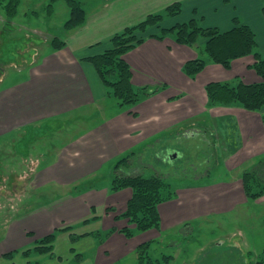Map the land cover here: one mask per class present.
I'll return each mask as SVG.
<instances>
[{
    "label": "crops",
    "instance_id": "1",
    "mask_svg": "<svg viewBox=\"0 0 264 264\" xmlns=\"http://www.w3.org/2000/svg\"><path fill=\"white\" fill-rule=\"evenodd\" d=\"M175 1L182 2L181 13L166 17L160 27L151 26L146 32L139 33L143 42L125 55L132 69L134 85L158 88L157 91L135 105L121 107L110 118L96 122L89 128L92 144L85 149L79 148L77 158L73 149L64 151L63 157H59V165L65 160V177H55L69 183L70 179L93 173L97 165L94 162L99 159L102 161L103 158L128 151L135 144L150 143L153 139L162 141L167 136L176 138L180 134V138L187 140L201 137L209 140L213 150L221 155L222 167L217 177L205 185L176 187L175 197L163 201L158 207L160 228L127 236L121 229L129 225V220L117 219L116 216L126 210L133 190L124 188L111 191L108 187L98 193L97 198L86 196L77 202L74 197L67 195L55 200L45 211H41L44 207H36L30 212L33 222L25 227L20 226L22 230H19V235L24 240H28V233H35L36 238L46 235L52 232L53 226L61 225V220L68 219V223H83L90 230L88 228L81 234L72 229L63 231L56 238L54 252L58 250L60 255L63 248L62 253L72 256L71 248L80 252L94 250L95 261H87L82 255L80 264H117L129 254L138 255V247L144 242L151 243L150 253L161 246V258L155 259H163L164 255L170 257L168 262L162 261V264H197L196 250H190V247L197 242L196 236L200 235V229L212 225L217 217L230 218L241 209L264 205V194L255 199L248 197L242 179L243 173L256 165V160L264 158L262 111L248 110L239 104L212 105L206 92V85L211 81L232 84L259 81L261 78L253 68L255 56L250 54L235 59L227 68L214 62L205 52V38H200L195 46H189L178 43L173 34L164 38L156 36L161 28H170L194 17H202L205 26L226 31L233 27L234 17H239L254 30L258 48L264 56V0H113L102 8L87 12L86 22L68 32L66 45L55 49L45 58V67L43 70L39 68L38 73L46 72L47 75H34L46 82V105L37 103V108L28 107L14 118H7L5 113L4 118H0V125L9 123L16 128L40 118L95 108L97 103L109 96L87 58L112 48L111 37L114 34L139 23L150 14L162 12ZM195 58L205 59L206 66L195 77H190L184 71V64ZM27 86L28 90L36 92L32 82L23 87ZM35 98V93H29L28 97L24 95L16 101L17 106H23V101H34ZM182 127H185L183 133L179 132ZM172 130L177 132H170ZM6 132V129L0 132V137H4ZM74 158L81 161L80 165L72 163ZM82 160L87 161L82 163ZM51 173L46 172V182L53 180ZM93 208H99L100 214L92 212ZM101 214L104 216L99 217ZM36 220L40 222L35 223ZM13 222L16 232L18 221L15 218L11 224ZM91 225L98 229L96 233L95 228L91 230ZM15 232L6 242L8 245L0 251V264H19L17 260L4 259V253L9 250L7 248L20 247L24 241L21 239L16 242ZM72 232L80 235L75 242L71 240ZM225 237L230 235H223L216 243L223 245ZM185 244H188L187 251ZM233 244L235 248L241 246L237 240Z\"/></svg>",
    "mask_w": 264,
    "mask_h": 264
},
{
    "label": "rangeland",
    "instance_id": "2",
    "mask_svg": "<svg viewBox=\"0 0 264 264\" xmlns=\"http://www.w3.org/2000/svg\"><path fill=\"white\" fill-rule=\"evenodd\" d=\"M79 1L87 12L91 13L92 10L102 8L113 0ZM50 3H53L52 13L48 12ZM69 17L70 7L67 0H22L14 18H8L0 5V118H4L5 113L7 118H14L28 107L37 108V103L46 105V82L42 78L38 80L34 75H47L46 72L39 74L38 70L39 68L43 70L45 58L55 51L52 40L59 37L65 41L68 36L70 30H67L64 24ZM31 82L37 93L28 90V86L23 87ZM29 93H35V100H25L24 105L18 107L16 101L24 95L28 97ZM120 109L117 99L108 97L97 103L95 108L40 118L16 128L9 123L5 126L1 124L6 128L0 125V132L7 130L4 137H0V251L8 245L6 242L15 232L14 222L11 224L15 218L18 225L14 240L17 242L23 239L19 235V230H22L20 226L25 227L33 222L30 212L34 207H44L41 211H45L55 200L67 195L74 197L77 202L86 196L97 198L98 193L110 188L116 176L138 172L151 176L158 173L175 188L186 184L205 185L217 177L222 167L221 155L213 150L209 140H204L203 137L187 140L180 138V134L176 138L164 137L162 141L153 139L151 145L147 142L135 144L128 151L103 158L102 161L99 159L94 162L97 165L93 173L70 179L69 183L57 179L55 176L62 179L65 177L67 169L65 160L59 165L61 163L59 157H63L64 151L70 152L73 149L76 154L79 148L85 149L90 146L92 143L89 128L102 119L110 118ZM184 130L185 127H182L179 132L183 133ZM171 139L173 142H170ZM173 147L176 148L173 151L178 152L177 156L171 151ZM74 156L77 158L79 154ZM125 157L130 158L121 161ZM75 158L73 164L81 163ZM255 162L257 164L260 160ZM48 171L52 172L53 178L49 177L53 180L46 182L45 175ZM92 212L100 214L101 210L93 208ZM9 216L15 218L7 224ZM102 216L104 215L101 214L99 217ZM262 218L264 205H252L241 209L230 218L217 217L212 225H205L200 229V235L196 236L197 242L190 247V250H196L197 264H254L262 259L264 257ZM45 220L48 221L47 216ZM39 222L40 220H36L35 223ZM68 222V219L61 220V225L51 228L57 234V238L63 232L61 231L63 226H70L72 231L78 234L89 228L83 223ZM94 228L95 225H91V230ZM96 230L98 229H94L95 233ZM227 233L230 237H225L224 244H217V240ZM27 238L28 240L23 239L20 247L16 245L17 247L7 248L8 252L13 253L12 259L17 260L19 264H57L56 261L58 264H80L82 259L77 258L80 255H85L87 261L88 259L95 261L92 249L80 252L76 248H71L72 256L62 253L63 248L60 255L58 250V253L49 255L38 254L34 248L36 234L30 233ZM234 240L240 241V248L234 247ZM29 248L31 250L28 255L22 254ZM185 250H188V244H185ZM161 253V246H157L150 254L154 258H161ZM117 264H138V255L129 254Z\"/></svg>",
    "mask_w": 264,
    "mask_h": 264
},
{
    "label": "trees",
    "instance_id": "3",
    "mask_svg": "<svg viewBox=\"0 0 264 264\" xmlns=\"http://www.w3.org/2000/svg\"><path fill=\"white\" fill-rule=\"evenodd\" d=\"M21 2L22 0H0V5H2L8 18H14L18 13ZM67 2L70 7V17L64 26L67 30H72L86 22L87 10L79 0H67ZM48 7V12L52 13L53 3H50ZM181 11L182 2L175 1L162 12L150 14L139 23L128 26L121 32L114 34L111 37L112 48L87 58L93 64L106 87L108 96L116 98L119 106L135 105L157 91L158 88L151 89L147 86L137 87L134 85L132 69L125 55L129 50L143 42V38L138 36L139 33L146 32L151 26L160 27L166 17H175ZM202 22V17H194L186 22H178L170 28H161V32L156 36L164 38L168 34H173L178 43L189 46H195L200 38H205V52L214 62L227 68L231 66L233 60L253 54L255 56L253 68L261 78L259 81L254 83L239 81L237 84L211 81L206 85V92L212 105L229 106L239 104L248 110L262 111L264 118V56L258 48L254 30L248 24L242 22L239 17H234L233 27L226 31L214 26H205ZM52 45L56 50L61 49L66 45V41L55 37L52 40ZM205 66L206 60L203 58L190 59L184 64V71L190 77H195ZM129 158L125 157L121 161H126ZM242 179L248 197L255 199L263 195L264 158L253 168L245 171ZM10 182L13 181L10 180ZM124 188H131L133 194L128 200L126 210L116 216L117 219L129 220V225L123 227L121 231L127 236H133L137 232L160 228L161 216L158 207L163 201L175 197L176 188L160 174L145 176L141 172L116 176L112 180L111 191H119ZM15 216H9L7 224ZM61 231H71V227L61 228ZM56 238L57 234L53 231L37 237L35 251L41 255L53 254ZM78 238H80V235L71 233L72 242H75ZM150 245V242L139 245L138 264H162L170 260L168 255H164L163 259L153 258L149 251ZM29 250L31 248L23 251L22 254L28 255ZM12 254V252H6L4 257L13 260ZM77 258L80 260L82 255L77 256ZM254 264H264V257Z\"/></svg>",
    "mask_w": 264,
    "mask_h": 264
},
{
    "label": "water",
    "instance_id": "4",
    "mask_svg": "<svg viewBox=\"0 0 264 264\" xmlns=\"http://www.w3.org/2000/svg\"><path fill=\"white\" fill-rule=\"evenodd\" d=\"M174 156H177V154L175 153Z\"/></svg>",
    "mask_w": 264,
    "mask_h": 264
},
{
    "label": "flooded vegetation",
    "instance_id": "5",
    "mask_svg": "<svg viewBox=\"0 0 264 264\" xmlns=\"http://www.w3.org/2000/svg\"><path fill=\"white\" fill-rule=\"evenodd\" d=\"M175 153H176V152H175ZM175 153H174V154H175ZM176 154H177V153H176Z\"/></svg>",
    "mask_w": 264,
    "mask_h": 264
}]
</instances>
